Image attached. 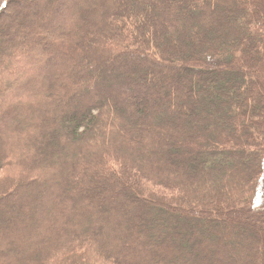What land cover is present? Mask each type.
Instances as JSON below:
<instances>
[{"label": "trees", "instance_id": "obj_1", "mask_svg": "<svg viewBox=\"0 0 264 264\" xmlns=\"http://www.w3.org/2000/svg\"><path fill=\"white\" fill-rule=\"evenodd\" d=\"M0 264H264V0H0Z\"/></svg>", "mask_w": 264, "mask_h": 264}, {"label": "rangeland", "instance_id": "obj_2", "mask_svg": "<svg viewBox=\"0 0 264 264\" xmlns=\"http://www.w3.org/2000/svg\"><path fill=\"white\" fill-rule=\"evenodd\" d=\"M10 7L12 8L13 6L12 5H10ZM263 61V60H262ZM262 234V233H261ZM262 236H263V234H262Z\"/></svg>", "mask_w": 264, "mask_h": 264}]
</instances>
